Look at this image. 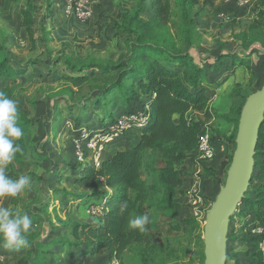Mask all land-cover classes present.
<instances>
[{
  "label": "rangeland",
  "instance_id": "374dc122",
  "mask_svg": "<svg viewBox=\"0 0 264 264\" xmlns=\"http://www.w3.org/2000/svg\"><path fill=\"white\" fill-rule=\"evenodd\" d=\"M48 1L51 4L50 10L47 7ZM106 1L101 0L104 3L101 5L99 0H95L92 5V18L81 23L73 18L64 17L58 11L61 0H31L38 10L35 18V37H40L39 30H43L45 34L43 40H38L35 44V48L31 47L21 27L20 10L23 8L24 0L15 4L7 2L0 10V36L5 37L10 57L16 65L35 63L32 70L34 76H23L12 84L18 113L31 122L25 127L22 137L26 165L17 169L16 165L12 164L7 167V174L10 177L16 173L18 176L25 175L31 178L30 186L17 197L14 213L20 211L31 219L40 221L36 229L39 234L37 242L39 245L42 243L44 250L49 249L50 258H46L47 264H62L61 262H64L66 257L70 258L71 254H74L65 252V250L61 251L60 247L47 246L56 237L66 236L68 241L72 240V234L68 227L64 226L65 224L94 220L97 216L88 213L91 206L95 209L94 212L98 211L97 215L101 212V202V204L99 202L94 204V202L84 200L85 203L80 207V204H75L73 199L65 198L60 194L61 191L72 194L84 191L72 183V179L76 176L72 166L79 163L74 154V146L77 139L90 132V127H93L96 121L91 116L93 109H87L84 116L89 117L87 119L90 122H83L80 128L72 125L74 115H68L67 108L75 107L73 111L77 114L78 106L87 104L86 101L91 98L92 85L86 82L82 86L74 87L64 82L61 77L68 73L62 70L59 74L64 65L58 62L66 57H72L75 60L84 61L88 58L102 64L116 65L125 59L124 42L127 36L120 34L118 24H116L118 22L114 19L126 13L131 15L133 5L127 0H113L110 3ZM179 3V0H171L169 24L166 27L156 28L151 39L166 44L168 48L174 45L179 50H184L190 45L189 52L197 64L214 63L221 45H229V51L239 55L240 46L243 45V48L250 49L253 43L251 39L262 41L264 44V31L260 29L248 31L253 19L258 18L259 13H264L260 0H250L245 8H227L223 6L226 3L224 0H202L192 10L190 8L184 10ZM219 13H224L225 21H218ZM151 17L152 11L147 9L142 19L149 21ZM191 18H194V30L186 26L187 19ZM262 19L264 21V15ZM187 31L191 34H187ZM248 34V39H245L244 37ZM254 53L250 59L252 70H240V77L236 76L237 72L231 70L228 60L224 61V67L220 73L211 72L212 77L216 79L221 77L223 72L227 75L235 74L233 85L228 86L229 82H223L217 89L211 91V94L215 95L211 110L217 115H227L224 112H227L229 106L234 109L242 106L245 99L264 84V54L259 51L257 54ZM51 71H53L52 75L57 74L56 78L48 77ZM95 78L99 79L100 76H95ZM88 79L92 81V77ZM226 96L230 98L229 105L225 103L224 97ZM121 111V108H116L115 114ZM108 125L110 124L106 123L105 127ZM207 127L209 131H212L210 132L213 133L212 136L217 135L220 139L228 133L223 121L217 120ZM133 138L137 139L138 133L133 135L124 133L119 136V139L113 141H118L115 142L117 144L112 142L107 146L105 157L112 151L113 144L116 146L124 144V141L133 140ZM214 142L215 155L209 162H203L198 155H195L190 160L178 164L184 177V185L178 190L180 195H176V201L184 206L176 220L180 227L178 232L170 231L168 224L171 221L160 216L155 210L161 198L160 192L152 195L142 207V213L147 214L151 221L146 226L144 243L148 247H156V251L152 254L145 252L149 263L204 264L202 237L205 213L219 189H215L211 181L206 179L207 175L203 174L201 165L205 163L207 167L214 168L215 175L224 181L226 168L225 170L221 168L219 160L226 155H232L231 146L227 148H223V145L219 146L216 138ZM258 153L263 154V150L259 149ZM262 159H264L263 155ZM161 165L162 159L158 153L148 152L145 155L144 168L140 176L147 181L148 186L154 178L151 171L159 169ZM219 170L221 172L218 173ZM55 171H58L57 177H54ZM253 183L256 186L260 184L258 181ZM54 193H57V196L47 204L46 197ZM188 195L192 197V200L191 198L186 199ZM0 205L12 211V198L0 201ZM243 207L244 204L240 203L235 213L240 212ZM231 218L228 228L230 241L226 246V253L230 255L231 260L227 264H264V258L261 255L258 256L257 247L249 241L245 230L239 232L241 227H245V224L251 221V217L233 215ZM30 232H33L32 229ZM1 250L3 251L0 253L1 264H25L24 250L13 253H8L5 247ZM60 252L66 257L60 258V255L58 256ZM133 254L125 255V264L131 257L133 261L141 259L138 251L134 250ZM75 256L77 258L74 261L64 264H102L106 259V254L105 256L100 254L93 259L84 258L81 254ZM113 262L118 264L117 260Z\"/></svg>",
  "mask_w": 264,
  "mask_h": 264
},
{
  "label": "trees",
  "instance_id": "16d2710c",
  "mask_svg": "<svg viewBox=\"0 0 264 264\" xmlns=\"http://www.w3.org/2000/svg\"><path fill=\"white\" fill-rule=\"evenodd\" d=\"M20 1L0 0V10L7 2L15 4ZM127 1L133 5L132 14L126 13L121 17L119 15L116 20L120 34L127 36L124 42L125 59L114 65L102 64L88 58L82 61L66 57L58 62L64 65L59 74L62 70L67 72L68 74L62 75L61 79L74 87L82 86L86 82L92 85L91 98L86 101L87 104L78 106L77 114L73 111L75 107L67 108L68 115H74L71 121L74 127L80 128L83 122H90L87 119L89 117L84 116L87 109H93L91 116L96 121L93 127H90V132L104 129L106 123L113 124L117 118L116 108H121L122 114H129L147 107L151 115L147 125L138 133V141L132 148L116 151L104 158L98 169H94L86 161L72 166L76 173L72 183L84 191L76 194L61 191L60 194L76 202L99 200L102 203V206L99 205L101 212L90 222L65 224L64 226L68 227L72 234V240L68 241L66 236L56 237L47 246L60 247L61 251L65 250V252H77L87 258L106 252L108 264H115L113 260H117L118 264H125V255L127 253L131 255L136 250L141 259L133 261L131 257L127 264H156L149 263L145 254V252L154 253L156 247H148L144 243L145 231L129 229L127 221L135 215L143 214L142 207L152 195L160 192L161 198L155 210L160 216L171 221L168 224L170 231L178 232L180 227L176 220L184 209V206L176 201V195H180L178 190L184 185V177L178 164L197 155L199 136L205 129V123L210 120H223L233 125L231 134L221 138L223 142L217 135L212 136L213 133H210L213 142L216 138L219 146H231L233 153L238 120L243 106L231 108L227 115L220 116L214 113L209 105V94L216 84L210 80L208 71L222 68L224 60H230L232 67H242L251 71V55L247 53L248 48H243V45L240 46L239 55L229 51L226 45H221L218 49L219 55L213 64H197L189 52L190 45L184 50H179L174 45L168 48L166 44L151 39L156 28L166 27L169 24L171 0ZM179 1L184 10L187 8L192 10L202 0ZM260 6L264 8V0H260ZM47 7L51 9L49 1ZM147 9L152 11L149 21L142 19ZM61 11L63 14V3ZM37 12L31 0H24L23 8L20 10L21 27L32 48H35L38 40L40 41L45 35L43 30H39L40 37H35ZM263 15L264 13H259L258 18L253 19L248 31L254 29L264 31ZM186 26L194 30V18L187 19ZM189 31L187 34H191ZM248 37L249 34L244 38L248 39ZM251 42L253 43L250 46L258 42L264 47L262 41L251 39ZM34 66L35 63L32 62L16 65L9 55L5 37L0 36V91H4L10 99H14L13 82L23 76H34L32 72ZM52 72L48 74V77L56 78L57 74L52 75ZM95 76L100 78L96 79ZM89 77H92V81H88ZM97 112L100 113L97 114ZM194 113L200 114L202 119L196 118ZM30 122L24 115L18 113V124L23 131ZM17 143L20 151L8 166L15 164L18 169L25 166L26 162L23 139L21 138ZM259 149L263 150V154L258 153ZM148 152L158 153L162 159L161 167L151 171L154 178L149 186L140 176L144 168V157ZM262 155L264 156V120L259 128L250 184L241 201L244 207L237 214L234 213L240 217H251V221L247 222L245 227H241L239 232L245 230L249 241L256 245L258 256L261 255L258 251L259 238L249 234V227L255 225L264 229V159ZM231 157V154L224 157L221 162L223 170L226 168L227 171ZM201 170L215 189L223 185L224 181L215 175L214 168L207 167L203 163ZM54 176H58V171H55ZM18 177L16 173L11 175L13 179ZM254 181L260 184L256 186ZM57 193L46 197L47 204L55 199ZM124 201H127L128 208L121 212L120 205ZM12 205V212H14L17 198H12ZM31 220L33 232H30L28 236L30 244L22 249L26 256L24 263L47 264L46 258H50L49 249L44 250L42 243L39 245L37 242L39 234L36 229L40 221ZM231 220L232 218L230 222ZM228 241L230 237L227 235ZM13 252L8 250V253ZM261 257L264 258L262 255ZM230 260V255L226 253L225 264Z\"/></svg>",
  "mask_w": 264,
  "mask_h": 264
},
{
  "label": "water",
  "instance_id": "95a60500",
  "mask_svg": "<svg viewBox=\"0 0 264 264\" xmlns=\"http://www.w3.org/2000/svg\"><path fill=\"white\" fill-rule=\"evenodd\" d=\"M257 50L264 54V47L253 44L248 53ZM264 120V84L250 94L240 112L235 148L226 171L223 185L205 213L203 226L204 264H225L227 235L230 218L244 198L254 169V154L259 128Z\"/></svg>",
  "mask_w": 264,
  "mask_h": 264
},
{
  "label": "clouds",
  "instance_id": "9594fccd",
  "mask_svg": "<svg viewBox=\"0 0 264 264\" xmlns=\"http://www.w3.org/2000/svg\"><path fill=\"white\" fill-rule=\"evenodd\" d=\"M18 106L14 99H10L4 91H0V201L17 198L31 183L29 176L20 175L13 179L7 174V167L16 158L20 147L17 141L24 136L18 124ZM128 208L127 201L120 205V211ZM147 214L135 215L127 221V227L144 232L150 224ZM32 228V220L20 211L12 212L8 207L0 205V244L3 247L19 252L29 246L28 239ZM221 259H226L222 256Z\"/></svg>",
  "mask_w": 264,
  "mask_h": 264
},
{
  "label": "built area",
  "instance_id": "2783aa9c",
  "mask_svg": "<svg viewBox=\"0 0 264 264\" xmlns=\"http://www.w3.org/2000/svg\"><path fill=\"white\" fill-rule=\"evenodd\" d=\"M227 3H232L236 6L247 7L250 0H224ZM95 0H64L63 1V14L65 17H70L84 23L89 21L93 16L92 5ZM224 13L218 17L220 20L225 21ZM150 109L145 107L144 110H136L129 114L118 116L113 124L106 126L99 131L89 132L82 135L75 141L74 154L79 162L85 161L90 163L94 169H98L104 159V153L107 146L114 140L119 139V136L127 133L133 135L139 133L145 127L150 118ZM198 158L203 162H209L214 158L215 148L214 142L211 138L210 131L204 129L199 136L197 144ZM192 197L188 195V200ZM90 207L91 215H97L95 209ZM249 234L258 237V251L264 256V229L255 225H250Z\"/></svg>",
  "mask_w": 264,
  "mask_h": 264
},
{
  "label": "crops",
  "instance_id": "0c3cea01",
  "mask_svg": "<svg viewBox=\"0 0 264 264\" xmlns=\"http://www.w3.org/2000/svg\"><path fill=\"white\" fill-rule=\"evenodd\" d=\"M113 0H107L106 1V3H110V2H112ZM99 2H100V4L102 5V4H104L103 2H101V0H99ZM62 3H63V1L61 0V4H60V8H59V12H61L62 13V11H61V6H62ZM223 6H226L227 8H236V7H240V6H236V5H234V4H232V3H225ZM242 8H245V7H242ZM231 10V9H230ZM221 13H219V15H220ZM218 15V16H219ZM217 19H218V21L220 22V18L219 17H217ZM117 20V17L114 19V21H116ZM227 47H228V50L230 49V47H229V45H226ZM253 52H255L254 54H257V52L258 51H255V50H253V51H251L250 53H248V54H250L251 55V57H252V53ZM262 54V53H261ZM251 57H250V59H251ZM224 61H226V60H224ZM224 61H223V67H224ZM229 61V63H230V66H231V62H230V60H228ZM209 64H213V63H209ZM251 65V64H250ZM222 67V68H223ZM251 67H252V65H251ZM222 68H220V69H218V70H210V71H208V76L210 77V80L211 81H213V83H215L216 84V87L214 88V89H217L218 88V86H220L221 85V83H227V82H229L228 83V86H231V85H233V81L235 80V74L234 75H227V73L226 72H223V73H221V77H219V78H214V77H212V75L213 74H211V72H213V73H220V70L222 69ZM231 70H233V72H237V77H240V75H239V72H240V70H243L244 68H242V67H232L231 66ZM244 70H246V69H244ZM242 72V71H241ZM226 76V77H225ZM243 83V82H242ZM239 84V82L237 83V85ZM240 84H241V82H240ZM236 85V84H235ZM213 89V90H214ZM212 90V91H213ZM225 91L227 90V88L226 89H224ZM209 96H210V103H209V105H210V108L212 109V100L215 98V95L213 94H211V92H210V94H209ZM222 99H223V97H222ZM229 96H226V97H224V100H225V103H226V105H229L228 104V101H229ZM230 102V101H229ZM231 105V104H230ZM229 108H230V106H229ZM229 108H228V110H229ZM228 110H227V112H224V113H227V114H229L230 113V110H231V108H230V110H229V112H228ZM122 112V111H121ZM116 113V117H118V116H121V115H123L122 113ZM194 116L196 117V118H198V119H202V116L200 115V114H198V113H194ZM215 121H217V120H210V121H208V122H206L205 123V129H208V127L207 126H210L213 122H215ZM218 121H223V120H218ZM225 124H226V130H227V132L228 133H226V136L225 137H228L230 134H231V132L233 131V125L232 124H228V123H226L225 121H223ZM135 136V135H134ZM131 137V136H130ZM136 138H133V140L132 139H130V140H128L127 139V141H124L125 143L124 144H118L117 146L116 145H114V144H117V143H115V142H118V141H115V142H113L114 144L111 146L112 147V151L106 156V157H108L109 155H111V154H113L114 152H116V151H119V150H127V149H130V148H132L136 143H137V141H138V138L135 140ZM120 141V140H119ZM112 143H110L109 145H111ZM108 145V146H109ZM223 148H225L226 146H222ZM227 148V147H226ZM107 149V148H106ZM108 150V149H107ZM222 150H224V149H222ZM106 153H107V151H105ZM106 153H104V158H106L105 157V154ZM223 159H224V157H223ZM223 159H220L219 160V163L221 164V162L223 161ZM219 172H221L220 170L218 171V173ZM55 177V176H54ZM186 199H188V198H186ZM73 202V201H72ZM91 202H94V204H97L96 202H100L99 200H96V201H91ZM85 202H76L75 201V204H80V207L81 206H83V204H84ZM100 212V211H99ZM88 222H90V221H88ZM1 248H3V245L2 244H0V253L1 252H3L2 250H1ZM9 250V249H8ZM61 250V249H60ZM5 252V251H4ZM8 252V251H7ZM64 253V252H63ZM69 253V252H68ZM70 253H74V252H70ZM65 254V253H64ZM75 255L77 254H79V253H74ZM74 254H71L72 256V258L70 257V258H68V257H66V256H64V255H62V252H60L59 254H58V256L60 255V258H64V257H66V260L64 261V262H61V260H60V262L62 263V264H64V263H67L68 261H74L77 257L74 255ZM104 255L105 256V254H106V259H105V261H104V263L105 264H108V259H107V253L106 252H101V253H99L98 255ZM65 255H67V254H65ZM97 255V256H98ZM97 256H95V257H97ZM95 257H93V258H95ZM57 258H59V257H57ZM84 258H87V257H84ZM93 258H90V259H93ZM104 263H102V264H104Z\"/></svg>",
  "mask_w": 264,
  "mask_h": 264
}]
</instances>
